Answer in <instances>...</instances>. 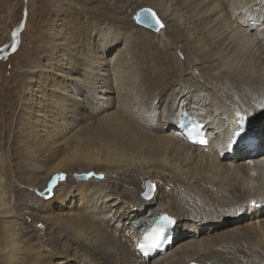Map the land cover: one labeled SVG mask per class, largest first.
<instances>
[{"label": "bare ground", "instance_id": "6f19581e", "mask_svg": "<svg viewBox=\"0 0 264 264\" xmlns=\"http://www.w3.org/2000/svg\"><path fill=\"white\" fill-rule=\"evenodd\" d=\"M143 1L136 9L154 10L161 28L114 17L108 33L87 43H52L66 73L51 88L62 94L45 111L50 123L37 122L50 161L40 196L72 212L30 215L46 249L27 242L14 219L6 263L257 264L264 256V0ZM54 67L26 71L39 77ZM183 112L204 124L207 148L182 139ZM242 116L246 134L235 145ZM74 173L88 178L72 185ZM142 179L159 182L150 198ZM59 184L67 187L52 200ZM1 202L0 216L11 217ZM160 214L172 221V241L147 260L135 241Z\"/></svg>", "mask_w": 264, "mask_h": 264}, {"label": "rangeland", "instance_id": "374dc122", "mask_svg": "<svg viewBox=\"0 0 264 264\" xmlns=\"http://www.w3.org/2000/svg\"><path fill=\"white\" fill-rule=\"evenodd\" d=\"M142 2L144 1L0 0V184L2 185H0V192L5 193H3L4 199L0 193V200L7 210L3 212L11 214V217L0 216V264H9L4 261L1 251L5 246H13L18 232L14 219H20L22 233L27 242H32L34 248L40 249L44 246L46 249L49 247V242L39 236L42 235L40 232L42 228L38 227L41 223L33 219L34 215L72 212L71 209L62 208L61 204H56L51 209L48 204L45 205L50 199L44 201L40 196L48 181L47 177L43 178V170L50 165V161H47L49 153L41 150L43 145L39 146L37 143L38 138L40 142L45 136V133L38 129H43L41 124L44 120L50 123L51 117H47L45 111L51 104L50 99L60 100V94H62L54 92L51 88L57 89V82L62 85L63 78L59 76L66 73L64 68L58 66L62 58L58 57L60 54L58 51H52V43L64 44L68 41L76 44L87 43L93 38V34L96 36L108 33L110 28L105 26L108 24L110 26L109 22L114 20V17H119L129 24L131 16L138 10L136 8L145 3ZM111 24L116 28L119 27L120 32L128 31L131 34L128 27L118 26L114 22ZM143 30L149 32L146 29ZM105 56L110 57L108 54ZM177 56L182 58L180 54ZM49 62L52 64L50 65ZM63 62V65H66V62ZM34 63L41 68L55 66V70L52 73L42 72V76L38 77V74L33 75L26 71ZM142 65H137L138 70H141L140 66L142 69L147 66L144 63ZM31 76L37 77L34 85H29ZM114 79L121 83L120 77L119 79L114 77ZM28 86L30 89L35 86L34 88L37 89L27 92ZM68 94L67 97H63V100L70 102L69 99L75 95ZM43 114L45 116H42ZM38 121H42L41 124H38ZM246 121V118L243 119L244 126ZM33 165L39 168H30ZM82 176L85 178H81ZM86 177L85 174L74 173L68 176V179L74 183L72 185H75L88 178ZM145 181L142 179L139 182L143 184ZM105 183L108 184L107 181ZM152 183L159 182L155 180ZM63 185L59 184L55 186V189L53 187L51 193L49 192V198L52 199V194L56 190L62 193L67 187ZM30 187L36 189L37 193L27 189ZM69 189L74 191L75 187L72 186ZM245 222L247 221L243 223ZM175 226L174 231H176ZM45 252L51 254V250L47 249ZM23 258L25 259V256ZM255 259L258 261L257 264H264V256L255 257ZM26 261L27 259L23 260L22 264H26ZM10 264L15 263L11 261Z\"/></svg>", "mask_w": 264, "mask_h": 264}, {"label": "water", "instance_id": "95a60500", "mask_svg": "<svg viewBox=\"0 0 264 264\" xmlns=\"http://www.w3.org/2000/svg\"><path fill=\"white\" fill-rule=\"evenodd\" d=\"M153 14L155 16V19H153ZM159 21V23H156V21ZM132 21L140 27H143L145 29H155L156 27H162V23L160 19L157 17L156 13L154 10H152L149 7H143L139 10H137L133 16H132ZM85 177V176H82ZM81 177V178H82ZM144 191L142 195L145 198H150L152 196L153 191L155 190V186L150 182V181H145L144 183ZM147 194V195H146Z\"/></svg>", "mask_w": 264, "mask_h": 264}, {"label": "snow or ice", "instance_id": "6c2138e0", "mask_svg": "<svg viewBox=\"0 0 264 264\" xmlns=\"http://www.w3.org/2000/svg\"><path fill=\"white\" fill-rule=\"evenodd\" d=\"M153 19H155V16H154V14H153V17H152ZM156 23H159V21L157 20L156 21ZM162 26V25H161ZM13 50H15V46L13 45ZM204 141H201V143H203ZM147 195V194H146ZM166 221H167V223H172V221H169V220H167V218H164ZM162 231H163V229L161 228V229H157V230H155L152 234H150V236L149 237H146V239H151V243L152 244H155L157 241H158V239H159V236H160V234L162 233Z\"/></svg>", "mask_w": 264, "mask_h": 264}]
</instances>
